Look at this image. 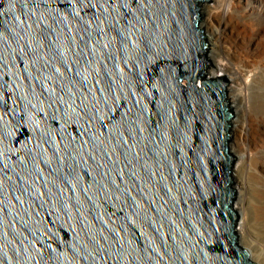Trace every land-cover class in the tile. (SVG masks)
Listing matches in <instances>:
<instances>
[{
  "label": "water",
  "instance_id": "95a60500",
  "mask_svg": "<svg viewBox=\"0 0 264 264\" xmlns=\"http://www.w3.org/2000/svg\"><path fill=\"white\" fill-rule=\"evenodd\" d=\"M210 1L0 0V264H259Z\"/></svg>",
  "mask_w": 264,
  "mask_h": 264
},
{
  "label": "bare ground",
  "instance_id": "6f19581e",
  "mask_svg": "<svg viewBox=\"0 0 264 264\" xmlns=\"http://www.w3.org/2000/svg\"><path fill=\"white\" fill-rule=\"evenodd\" d=\"M212 1L202 4L204 15L200 25L208 45L211 44V73L226 74L233 83L228 85V93L235 110L231 136L238 135L237 142L230 145V151L239 154L232 173L238 190L237 230L242 246L250 249L252 259L264 264V39L255 40L259 48L254 56L249 47L242 49L237 44L230 49L225 44L224 28L235 27L232 22L236 21L245 31L250 28L256 33L259 24L239 6L240 0ZM250 136L257 146L254 150L251 144L247 148L240 143Z\"/></svg>",
  "mask_w": 264,
  "mask_h": 264
},
{
  "label": "rangeland",
  "instance_id": "374dc122",
  "mask_svg": "<svg viewBox=\"0 0 264 264\" xmlns=\"http://www.w3.org/2000/svg\"><path fill=\"white\" fill-rule=\"evenodd\" d=\"M212 2L213 1L211 0L208 3H212ZM239 6L242 7L246 11V13L248 15H250L252 18L257 20V22L259 24V26H258L259 30L257 29L256 33L251 31L250 28H248V30L245 31L243 26H242V24H240V23L236 24L237 22L234 21V22H232V24H235L236 25L235 27H230V28H226V29L224 28L223 29V36L225 38V44L228 47L231 46L230 49H232V50H233V45H237V44L242 49H246V48L249 47L248 50L250 52H252V55L254 56L258 52L257 48H259V45L256 44L255 40L259 39V40L263 41L262 39H264V0H240ZM202 15H204V14H202ZM208 46H209V49H210L211 44H209ZM250 47H252V48L250 49ZM231 83L232 82L229 81V85ZM228 92H229V90H228ZM228 97H229V93H228ZM229 100H230V97H229ZM232 109H233V112H235L233 107H232ZM253 122L254 121L252 120V123ZM253 133H254V131H253ZM237 137H238L237 134L235 136H233V138L231 136L230 145L234 144L235 141L237 142ZM242 142L240 141V143L243 144V145H246L247 148L249 147V144H251L250 148H252L253 150L257 147L255 142L251 138V136L248 137L247 139L243 138ZM232 154L236 157L235 163H234V167H235V165H236V163L238 161V158H239V154L236 153V152H235V154L234 153H232ZM237 197H238V190H237ZM239 218H240V214H239ZM238 221H239V219H238ZM238 239H239V237H238ZM238 241L241 244L240 239ZM241 245H243V244H241Z\"/></svg>",
  "mask_w": 264,
  "mask_h": 264
}]
</instances>
